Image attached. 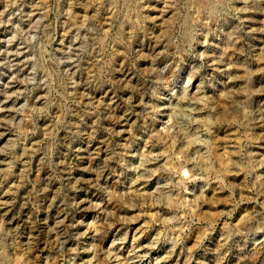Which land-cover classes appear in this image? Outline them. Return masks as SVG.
<instances>
[{
	"label": "rangeland",
	"instance_id": "1",
	"mask_svg": "<svg viewBox=\"0 0 264 264\" xmlns=\"http://www.w3.org/2000/svg\"><path fill=\"white\" fill-rule=\"evenodd\" d=\"M0 264H264V0H0Z\"/></svg>",
	"mask_w": 264,
	"mask_h": 264
}]
</instances>
